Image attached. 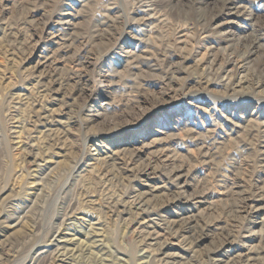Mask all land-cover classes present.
I'll list each match as a JSON object with an SVG mask.
<instances>
[{"label":"rangeland","instance_id":"rangeland-1","mask_svg":"<svg viewBox=\"0 0 264 264\" xmlns=\"http://www.w3.org/2000/svg\"><path fill=\"white\" fill-rule=\"evenodd\" d=\"M172 234L195 246L150 256ZM244 262L264 0H0V264Z\"/></svg>","mask_w":264,"mask_h":264},{"label":"bare ground","instance_id":"bare-ground-1","mask_svg":"<svg viewBox=\"0 0 264 264\" xmlns=\"http://www.w3.org/2000/svg\"><path fill=\"white\" fill-rule=\"evenodd\" d=\"M145 21V20H144ZM52 114V113H51ZM95 116V115H94ZM42 161V160H41ZM180 186V185H179ZM136 201V200H135ZM118 202V201H117ZM134 204V203H133ZM138 204H139V201H138ZM124 207H125V205H124ZM133 208V207H132ZM143 213V212H142ZM153 221L150 219L149 221H148V223H152ZM173 226V225H172ZM173 229V228H172ZM163 230V229H162ZM178 230V229H177ZM152 231V230H151ZM179 232V231H178ZM174 234V233H173ZM172 234V235H173ZM93 235L95 236V237H97L98 235H97V233L96 232H94L93 233ZM174 237H172L168 242H164V243H159L158 242V237H155V238H152L151 236H148L146 239L147 240H149L150 241V239H151V241L153 242L152 244H153V247H155V249H151V250H148V253L149 254H151L150 256H157L158 255V253H156L157 251L159 252V254H161V255H163V258H165V259H167V260H169V261H175V260H177L178 259V256H177V254H174V253H171V254H166L164 251H166V250H168V249H180V246L182 245V244H185V246L187 247H185L187 250L189 249V248H193L194 246H195V241L194 242H190V241H187V240H185L184 239V237H177V238H175L176 236L175 235H173ZM60 240H58L57 241V243H61V242H59ZM73 241V239L71 240V241H65V242H72ZM160 241V240H159ZM151 245V244H150ZM147 251V250H146ZM145 251V252H146ZM184 251V250H183ZM152 252V253H151ZM59 256H63L64 257V259H65V257L67 256V254H62V253H60V255ZM247 256V255H246ZM244 257V256H243ZM251 257V256H250ZM63 259V258H62ZM243 260V259H242ZM241 260V261H242ZM67 261V260H66ZM165 261V260H164ZM243 262V261H242ZM241 262V263H242ZM240 263V264H241ZM246 262H244L243 264H245ZM177 264V263H176ZM248 264H250V263H248Z\"/></svg>","mask_w":264,"mask_h":264}]
</instances>
